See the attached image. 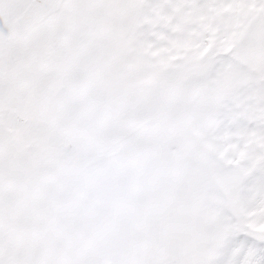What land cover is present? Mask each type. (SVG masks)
I'll use <instances>...</instances> for the list:
<instances>
[{
    "label": "snow or ice",
    "instance_id": "6c2138e0",
    "mask_svg": "<svg viewBox=\"0 0 264 264\" xmlns=\"http://www.w3.org/2000/svg\"><path fill=\"white\" fill-rule=\"evenodd\" d=\"M0 264H264V0H0Z\"/></svg>",
    "mask_w": 264,
    "mask_h": 264
}]
</instances>
